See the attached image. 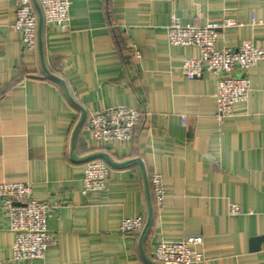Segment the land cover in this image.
I'll list each match as a JSON object with an SVG mask.
<instances>
[{
	"label": "crops",
	"instance_id": "obj_1",
	"mask_svg": "<svg viewBox=\"0 0 264 264\" xmlns=\"http://www.w3.org/2000/svg\"><path fill=\"white\" fill-rule=\"evenodd\" d=\"M16 9L0 0V182L31 183L50 205L54 236L45 258L15 260L0 208V264H156V244L192 234L204 238L201 264H264V59L244 72L249 98L220 123L216 76L182 70L199 49L168 41L173 15L195 25L230 18L219 48H264V0H71L70 27L44 22L36 50L12 27ZM114 106L142 112L131 140L86 128L90 111ZM95 158L109 181L85 192L84 165ZM152 172L164 179L162 208ZM150 203L147 228L122 233L126 217L148 222Z\"/></svg>",
	"mask_w": 264,
	"mask_h": 264
},
{
	"label": "built area",
	"instance_id": "obj_2",
	"mask_svg": "<svg viewBox=\"0 0 264 264\" xmlns=\"http://www.w3.org/2000/svg\"><path fill=\"white\" fill-rule=\"evenodd\" d=\"M43 12L44 22L65 31L70 27L71 0H37ZM230 18L212 20L205 25L184 24L173 15L168 26V41L177 46H196L200 55L188 58L182 64L184 74L196 78L204 71L216 76L215 119L222 123L232 115L233 105L250 96L251 83L245 70L264 59V48L252 43L238 47L217 46L218 31L233 25ZM39 17L32 0H17L16 21L12 25L22 34L24 45L30 50L38 48ZM1 29V22H0ZM139 109L114 106L88 113L85 126L98 140L122 143L131 140L141 118ZM186 124V115H182ZM153 204L162 208L165 203L164 179L159 172L149 175ZM109 181L108 164L99 158L90 159L84 165V191L104 189ZM0 208L6 211L10 229L14 233L13 258L42 259L53 241L54 233L47 223L48 203L35 199L29 182H0ZM236 204L232 213H239ZM142 216L126 217L121 232L143 231ZM204 238L201 234L187 235L181 240H162L154 246L151 259L156 264H201L205 260Z\"/></svg>",
	"mask_w": 264,
	"mask_h": 264
},
{
	"label": "water",
	"instance_id": "obj_3",
	"mask_svg": "<svg viewBox=\"0 0 264 264\" xmlns=\"http://www.w3.org/2000/svg\"><path fill=\"white\" fill-rule=\"evenodd\" d=\"M32 1H33V4H34V6H35V8H36V10H37L38 17H39L38 35L40 36V35H41V30H42V27H43V23H44L43 12H42L41 7H40L39 3L37 2V0H32ZM56 79H57V78H56ZM60 81H61V83L63 84V86H64V88H65V91H66L67 95L69 96V98L71 99V101H72L75 105H77V107H80V106L75 102V100H73V98L70 96V94H69V92H68V90H67V88H66L64 82H63L62 80H60ZM83 117H85V110H84V112H83ZM138 161H139V160H138ZM152 213H153V211H152V204L150 203V217H149V219H148V222H147L146 225H145L144 230H145V229L147 228V226L149 225V222H150L151 217H152ZM143 255H144V254H143ZM144 258H145L146 260H148V261L151 262V260H150L147 256L144 255ZM152 262H153V261H152ZM153 263H155V262H153Z\"/></svg>",
	"mask_w": 264,
	"mask_h": 264
}]
</instances>
